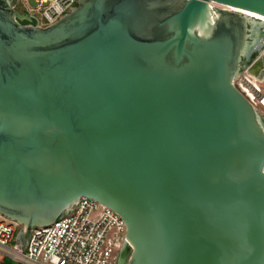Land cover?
Segmentation results:
<instances>
[{"label": "water", "instance_id": "1", "mask_svg": "<svg viewBox=\"0 0 264 264\" xmlns=\"http://www.w3.org/2000/svg\"><path fill=\"white\" fill-rule=\"evenodd\" d=\"M12 1L0 216L26 239L85 197L124 220L120 264H264V118L234 85L264 0H80L47 27Z\"/></svg>", "mask_w": 264, "mask_h": 264}, {"label": "built area", "instance_id": "2", "mask_svg": "<svg viewBox=\"0 0 264 264\" xmlns=\"http://www.w3.org/2000/svg\"><path fill=\"white\" fill-rule=\"evenodd\" d=\"M80 0H13L14 8L38 27L56 23ZM244 71L235 87L256 108L264 107L257 83ZM257 109V108H256ZM126 224L113 210L82 197L72 211L51 226L34 229L23 243L22 228L0 220V254L19 264H120L127 245Z\"/></svg>", "mask_w": 264, "mask_h": 264}, {"label": "flooded vegetation", "instance_id": "3", "mask_svg": "<svg viewBox=\"0 0 264 264\" xmlns=\"http://www.w3.org/2000/svg\"><path fill=\"white\" fill-rule=\"evenodd\" d=\"M260 23V22H258ZM257 29V28H256ZM256 32L254 33V39H256ZM258 38V37H257ZM253 43V39L250 41ZM253 47L248 51L247 55L243 59V66L246 68L244 71H249L250 74L257 76L260 85L264 82V61L261 62V58H252L253 57ZM262 59L264 60V55H262ZM260 89V97L261 99L264 98V88L259 87ZM130 250L129 248H125L123 251V255H121V259L123 263H126L129 259Z\"/></svg>", "mask_w": 264, "mask_h": 264}, {"label": "rangeland", "instance_id": "4", "mask_svg": "<svg viewBox=\"0 0 264 264\" xmlns=\"http://www.w3.org/2000/svg\"><path fill=\"white\" fill-rule=\"evenodd\" d=\"M27 3L30 5V4H33V0H26ZM263 24V25H262ZM257 28V29H256ZM256 28H254V33L256 32V36L258 38L255 39V43L256 45L253 47V49H255L253 51V57L252 58H261V62H263L264 60L262 59V55H264V21H262V23H259ZM246 69V68H245ZM244 69V70H245ZM243 70V72H244ZM242 72V73H243ZM254 77V78H253ZM252 79H256L254 80L255 83H257V85L261 88H264V82L262 83V85H260V82L257 78V76H254L252 75ZM257 111L262 115V117L264 118V107H262L261 105H258L257 107ZM0 220L1 221H4V222H7V223H12V222H9L7 221L6 219H4L3 217L0 216ZM23 239V238H22ZM26 242V239L24 237L23 239V243ZM2 258H7L5 255H2L0 254V264H1V259ZM10 260V259H9ZM12 261V260H11Z\"/></svg>", "mask_w": 264, "mask_h": 264}, {"label": "trees", "instance_id": "5", "mask_svg": "<svg viewBox=\"0 0 264 264\" xmlns=\"http://www.w3.org/2000/svg\"><path fill=\"white\" fill-rule=\"evenodd\" d=\"M18 12H20V13H22V14H24L23 13V11L21 10V8H15ZM24 25H27V23L26 22H24L23 23ZM1 264H19V263H17V262H14V261H11V260H9L8 258H2L1 259Z\"/></svg>", "mask_w": 264, "mask_h": 264}, {"label": "bare ground", "instance_id": "6", "mask_svg": "<svg viewBox=\"0 0 264 264\" xmlns=\"http://www.w3.org/2000/svg\"><path fill=\"white\" fill-rule=\"evenodd\" d=\"M252 16H254L253 18H255L256 20H260V23H262V21H264V17L262 16H259V15H254V14H251ZM259 22V21H258ZM263 25V24H262ZM256 28V27H255ZM254 78V77H253ZM264 79V78H263ZM252 82H255L254 80L256 79H251Z\"/></svg>", "mask_w": 264, "mask_h": 264}]
</instances>
